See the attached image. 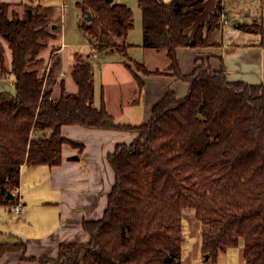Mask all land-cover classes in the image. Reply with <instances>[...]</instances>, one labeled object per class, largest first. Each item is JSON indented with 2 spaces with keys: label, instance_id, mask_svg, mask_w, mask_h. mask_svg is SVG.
I'll return each instance as SVG.
<instances>
[{
  "label": "trees",
  "instance_id": "16d2710c",
  "mask_svg": "<svg viewBox=\"0 0 264 264\" xmlns=\"http://www.w3.org/2000/svg\"><path fill=\"white\" fill-rule=\"evenodd\" d=\"M142 10L143 47L165 52L168 71L190 84L178 99L169 91L153 106L149 122L118 124L106 105H95L92 60L78 56L72 75L77 95L64 83L53 97L39 53L52 36L39 6L26 5L20 17L11 4L0 3V36L12 50L16 94L0 93V206L20 185L25 164H61L65 125L121 129L137 133L132 143H119L109 155L115 184L104 217L85 221L88 243L63 244L56 258L27 257L26 243H0V259L20 252L41 264H182L184 213L195 211L202 226L201 251L216 262L221 253L243 246L246 264H264V84L227 79L225 68L198 66L191 75L179 67V48L206 47L218 27L214 14L206 37L199 28L186 33L203 12L205 0H138ZM79 27L98 52L128 58L139 87L144 76L162 74L130 61L127 42L134 28L132 10L107 0H81ZM92 20L88 21V13ZM264 34L262 24H240ZM132 62V64H131ZM133 65L135 70H133ZM33 130L36 131L32 136Z\"/></svg>",
  "mask_w": 264,
  "mask_h": 264
},
{
  "label": "crops",
  "instance_id": "0c3cea01",
  "mask_svg": "<svg viewBox=\"0 0 264 264\" xmlns=\"http://www.w3.org/2000/svg\"><path fill=\"white\" fill-rule=\"evenodd\" d=\"M63 1L59 7L48 4L45 0H0V3L11 4L20 17L24 15L26 5H31L39 6L41 14L48 18L50 30L55 38L50 39L51 42L39 53L38 58L44 60L47 68L51 53H55L56 71L47 81V87L52 89L53 97L56 98L62 92V83L67 94L77 95L78 85L72 72L77 57L82 56L79 53L74 54L67 73L63 67V44L59 43V47L54 48L57 37H60L62 42L64 39V13L69 10V6ZM254 1L256 0H205L201 5L203 12L186 31L191 39L199 28H202L206 37L211 17L218 13L223 5L229 24L225 25L219 21L218 27L210 35L208 46L177 50L183 75H191L198 66L204 64L215 71L224 67L227 79L231 82L264 84V34L239 28L240 24L250 25L254 22L262 24L264 28L263 12L257 15L254 9H248L250 5L254 6ZM113 2L117 3L115 0ZM261 2L264 10V0ZM78 9L80 22L82 11L79 7ZM231 12L236 15V20L232 19ZM247 18H251L250 22L245 21ZM131 32L127 38L131 45L128 53L130 61L138 62L135 49L143 47V41L132 42ZM145 51L148 57L151 54L158 59L152 67L145 64L147 68L150 71L159 70L162 74L144 76L142 88L139 87L133 71L126 65L128 58L125 57L126 61L117 60L116 64H113L109 61L114 58L115 52H104L108 57L104 62H109L106 65L111 66L113 76L111 79L109 76H101L102 84L99 87L95 84V105L101 106L104 103L118 124L147 123L152 117L153 106L169 91H173L178 99L185 98L189 93L190 84L168 71L169 59L165 52L149 48L144 50V55ZM160 59H163L161 64L158 62ZM14 80L12 50L7 40L0 36V93L15 95ZM62 136L66 142L62 147L61 164L53 167L46 164H25L21 167L20 186L24 202L20 212H16L15 206H0V217L8 220L6 229H0V243L24 241L27 257L56 258L63 244L89 242L90 237L84 229V222L98 221L104 217L109 194L115 184V172L109 162V155L115 151L117 144L132 143L137 133L121 129L65 125L62 127ZM73 156H79V159L74 160ZM223 257L224 260L227 259L228 264H246L242 245L221 253L219 260ZM0 264L41 263L23 260L20 252H9L1 257Z\"/></svg>",
  "mask_w": 264,
  "mask_h": 264
},
{
  "label": "rangeland",
  "instance_id": "374dc122",
  "mask_svg": "<svg viewBox=\"0 0 264 264\" xmlns=\"http://www.w3.org/2000/svg\"><path fill=\"white\" fill-rule=\"evenodd\" d=\"M48 4L58 5L59 7L64 3L63 0H45ZM66 3L69 6V10L64 13V39L63 42L60 37H57V40L54 42L57 48L59 47V43L63 44V60H64V71L68 73V67L70 64H72L73 57L75 53H79L82 55V58H87V55L90 54L91 51V43L87 35L80 29L79 27V16H80V10L78 9L77 2L80 0H65ZM119 4H124L127 7H129L133 12V18H134V28L131 32L130 38L132 42L136 43L135 41H143V20H142V10L139 6L138 0H115ZM166 2H169L171 0H164ZM261 0H256L252 4L254 6L250 5L248 9H251V11L254 9L256 14L259 15L263 12L264 16V10H262L261 7ZM253 10V11H254ZM59 13H61V9L59 8ZM232 13V12H231ZM233 14V13H232ZM236 15H231L232 19L236 20ZM251 19V18H249ZM248 18L245 19L246 22H250ZM49 33L52 35L49 38L45 40L47 46L48 42H51V38H55L53 36L52 31L50 30V27L48 28ZM60 40V41H59ZM138 42V43H140ZM46 46V47H47ZM149 49V48H145ZM143 47H138L135 49V53L138 55L136 61L149 65L152 67L156 63L157 57L155 55H147L146 51L144 55ZM53 51V50H52ZM54 51L51 53V58L49 61V65L46 68V73L50 72V69L53 65V68L56 69L55 58H54ZM108 58L107 55L104 52H100L97 58L92 59V64L94 66V83L97 87H99L101 82V76H109L108 78L111 79L113 76V73L111 74L112 69L106 65V63L113 62V64H116L117 60L126 61L123 54L119 52L114 53V58L110 59L108 62H104V59ZM147 61V62H146ZM160 61H163V59H160L158 62L161 64ZM43 67L45 68V65L43 64ZM56 70L53 71L52 76L54 75ZM114 92V91H113ZM8 220L6 218L0 217V229H6V225ZM201 232H202V226L199 222H197L195 218V211L192 209H187L184 213V235H185V241L183 243V251H182V264H228V262L223 257L222 259L214 262L212 259H206V257L202 258V251L200 249V240H201ZM232 261V260H231Z\"/></svg>",
  "mask_w": 264,
  "mask_h": 264
},
{
  "label": "built area",
  "instance_id": "2783aa9c",
  "mask_svg": "<svg viewBox=\"0 0 264 264\" xmlns=\"http://www.w3.org/2000/svg\"><path fill=\"white\" fill-rule=\"evenodd\" d=\"M220 18H221V21L223 24H225V25L229 24L228 15H227V12H226L224 5L222 6V9L220 12ZM98 55H99V52H98L97 48L93 44H91V51H90V54H88L89 58L92 60L93 58L94 59L97 58ZM35 133H36V131L33 130L32 136H34ZM13 194L15 196V199L17 200V203L15 205V209H16V212L19 213L21 208H22L23 202H24V196H23L22 189H21L20 185L15 188Z\"/></svg>",
  "mask_w": 264,
  "mask_h": 264
},
{
  "label": "water",
  "instance_id": "95a60500",
  "mask_svg": "<svg viewBox=\"0 0 264 264\" xmlns=\"http://www.w3.org/2000/svg\"><path fill=\"white\" fill-rule=\"evenodd\" d=\"M107 1H108L109 3H112L114 0H107ZM92 18H93L92 13L89 12V13H88V16H87V20H88V21H91ZM72 159H74V160H78V159H79V156H73ZM7 199H15L14 194H13L12 192L8 193V195H7ZM208 258H209V257L207 256L206 259H208Z\"/></svg>",
  "mask_w": 264,
  "mask_h": 264
}]
</instances>
